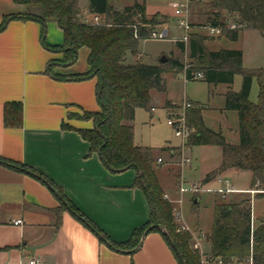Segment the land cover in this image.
I'll return each mask as SVG.
<instances>
[{
	"label": "trees",
	"instance_id": "obj_1",
	"mask_svg": "<svg viewBox=\"0 0 264 264\" xmlns=\"http://www.w3.org/2000/svg\"><path fill=\"white\" fill-rule=\"evenodd\" d=\"M21 9L14 14H6L0 24V32L14 19L35 20L41 25V39L45 48L62 54L59 60L51 59L46 73L59 79L76 80L94 78L96 80V96L99 104L97 110H82V113H68V119L92 120V127H73L63 122V129H75L90 145L89 154L97 153L105 167L112 173L134 170L136 177L133 186L144 193L150 210L149 220L135 229L130 239L115 246L134 249L138 246L145 230L154 223L162 225L170 235L168 238L159 228L151 231L159 232L165 238L179 264H202L199 250L192 245V237L188 232L177 230L173 217V205L164 198V191L157 176V149L151 146L135 144L133 123L135 110L144 108L152 112V91L166 92L167 74H186L187 80L202 79L208 84L220 83L230 85L225 93V110H235L239 118V142L226 141L221 130L207 127L203 121L204 106L192 103L186 109V122L192 133L186 146H219L222 161L218 168L207 173L204 182L213 179L218 173L237 168L252 173L251 188L264 194V68L247 69L243 66V52L239 49L220 48L211 50L206 41L214 39L194 30L185 44L176 41L181 54L187 58L169 57L165 63L155 65L143 62L139 53V42L151 38L166 20L156 13L148 16L145 1H135L132 5L116 8L112 0H89V12L100 16V22L86 21L82 18L80 0H11ZM211 4V16L207 22L195 24L194 29L207 26H221L220 36L232 41L239 38L243 29L257 30L264 36V0H208ZM41 7L42 14L28 11L29 8ZM231 14L238 27L226 26L222 14ZM54 21L63 32L61 44H50L46 40L47 22ZM82 48L88 50V68L84 73L70 76L53 73V61L62 66H69L78 59ZM131 54L135 61L127 62ZM188 61L187 63L185 61ZM186 64L188 68L185 69ZM201 73L202 78L194 74ZM242 76L239 91L231 85L235 75ZM258 80L257 102L250 100L253 78ZM178 105V104H176ZM172 106L167 101L165 107ZM179 107V105L177 106ZM4 121L7 127H19L23 121V106L20 102H9L5 105ZM167 148H160L165 151ZM9 163L11 167L30 171L51 185V180L42 173L32 170L17 162ZM56 188V187H55ZM60 192V190H59ZM264 196V195H263ZM61 205L55 209L58 223L61 213L67 207L72 208L77 216L86 224H90L102 240H109L77 208L63 196ZM251 198H243L236 202L217 201L214 205L213 222L207 240L210 243L212 257L225 261L246 259L252 256L254 264H264V217L252 225ZM110 241V240H109ZM174 242L175 247L171 244ZM112 243V242H111Z\"/></svg>",
	"mask_w": 264,
	"mask_h": 264
},
{
	"label": "crops",
	"instance_id": "obj_2",
	"mask_svg": "<svg viewBox=\"0 0 264 264\" xmlns=\"http://www.w3.org/2000/svg\"><path fill=\"white\" fill-rule=\"evenodd\" d=\"M135 1H145L149 17L156 13L162 15L166 22L161 24L158 30L167 29L168 36L169 16L172 14L175 17L171 7L174 0H112L111 3L116 8H123ZM207 1L193 4V23L207 22L211 16L210 12H207L205 17L200 18L198 8ZM80 7L83 19L89 22L94 15L88 10L89 0L84 8L81 5ZM20 9L11 0H1L0 24L4 15L17 13ZM48 25H52L51 30L54 33L49 43L61 44L63 42L61 28L54 21H49ZM203 30L206 29L199 27L194 29L195 32L211 36L209 33H202ZM217 37L216 39L230 40L225 36ZM178 38L180 37L172 40L180 41ZM216 39L206 41L209 49L210 42ZM82 51L86 59L83 65L77 66V62L69 66L57 64L56 74L70 76L84 73L88 68V50L82 48L80 52ZM61 57V53L45 48L41 39V25L35 20H11L0 32V157L42 173L51 180L54 188L56 187L55 192L36 174L0 161V264H29L32 260H40L41 264H179L163 235L156 231L149 232L142 245L135 251L114 245L127 242L133 231L149 220V206L141 189L133 186L136 177L134 170L110 172L97 153L89 154V143L75 129H63V122H69L75 128L92 127V120L68 119V113L97 110L99 104L94 78L59 79L46 73L49 61ZM140 57L142 59L141 55ZM259 68L264 66L255 69ZM255 79L257 80L256 77ZM224 85L226 88L221 95L225 106V93L230 85ZM167 101H174L164 99L162 102L169 116L165 107ZM9 102L22 103L23 121L19 127L5 125L4 109ZM202 105L204 121L208 106ZM224 106L220 107V113H223ZM155 107L154 104L150 117L153 116ZM136 112L137 109L134 120L130 121L134 129ZM235 132H238V128ZM237 139L235 143L239 142V134ZM135 144L142 145L136 141ZM179 147L171 143L165 146L169 156L168 166L176 164V159L182 154ZM157 156V160L163 159L162 163L157 162V166L163 165L166 162L163 153L157 152ZM221 161L222 151L220 163L208 167L201 181L208 172L218 168ZM227 174H244L249 177V183L247 186L238 187L234 180L226 177ZM217 176L227 178L237 190L229 193L224 198L225 202H236L243 198H251L253 201L255 198L252 195L246 196L254 190L251 188V172L231 168L218 173L206 184L216 182L218 185L214 188L225 187ZM160 185L173 201L179 197L176 178H170L167 187H163L161 183ZM212 194L215 197H222L219 193ZM63 196L110 241L102 240L91 226L68 207L62 211L61 221L58 223L59 216L55 209L65 202ZM191 198L193 200L192 195ZM196 199H199L200 203L202 194L197 195ZM217 201H214L213 211ZM263 208L260 213L262 215ZM258 218L256 215V219L253 220L252 213L253 226L257 224ZM17 219H21L22 223L14 224L13 221Z\"/></svg>",
	"mask_w": 264,
	"mask_h": 264
},
{
	"label": "rangeland",
	"instance_id": "obj_3",
	"mask_svg": "<svg viewBox=\"0 0 264 264\" xmlns=\"http://www.w3.org/2000/svg\"><path fill=\"white\" fill-rule=\"evenodd\" d=\"M207 2L198 8L200 18L205 17L207 12H211V4ZM86 3H88V0H81L80 5L82 8L86 6ZM28 11L42 14V8L40 6L29 8ZM223 14V19L236 23L233 15ZM48 23L49 22H47L45 36L46 40L49 42L54 33L53 30H51L52 25H48ZM168 27L169 34L165 38H148L140 40L138 49L143 62L155 65L160 62L162 56H166L167 58H186V56H183L178 49L176 41L172 40L173 38L182 37L185 34L184 29L178 26L177 19L172 16V14L169 16ZM202 33L208 34L209 32L206 29L203 30ZM214 37V39L218 38L217 36ZM209 47L211 49H219L223 47L242 50L244 58L243 66L247 69H255L264 66V37H262L259 31L253 29H243L240 31L239 38L237 40L232 41L225 38L216 39L215 41L210 42ZM59 59L60 58H54L53 60L56 61ZM85 60L84 51L79 52V56L76 61L77 66L83 65ZM134 60L135 58L131 54H128L127 62L132 63ZM54 61L51 65V69L53 73H56L55 70L57 68V64ZM165 78L167 85L166 92L152 91V104H155L156 106L152 113L153 116L150 117L151 112L146 109L137 108L134 121L135 141L142 145L156 147L158 153H163L166 162L163 165H158L157 167L159 181L163 187L168 186L170 178H176L177 186L184 178L186 181L199 182L206 188H214L218 185V183L212 182L211 184H206V182H204V180L201 181V179L208 167L220 163L221 148L219 146H193L191 149H187L188 146L182 143V138L176 136L174 129L167 123L169 116L163 108L162 102L164 99H171L174 101L172 102V106L167 107L168 112L173 115L178 114L181 110L176 104L181 106L184 100L200 102L201 104L208 106L204 115L206 126L215 130L222 129L226 141L235 143L238 141V132H235L238 128V113L235 110L225 109L223 113H220V107L224 106V98L221 94L225 91L226 86L224 84H219L217 86L209 85L207 82L200 79L186 80L184 73H180L175 76L166 75ZM241 84L242 76L240 74L235 75L234 82L231 86L232 90L239 91L241 89ZM258 90L257 80L253 78L250 93V100L252 102H257ZM81 113L82 112L79 114ZM232 128L234 130H231ZM169 143L174 146H180L179 149L182 150V154H180L176 159V164H172L171 166H168L169 156L167 151L160 150V148L167 146ZM181 156L191 159V161L184 167L180 165ZM226 177L234 180L235 185L238 187L247 186V183H249V177L244 174H227ZM258 193L259 191L254 189L253 193H248L246 195L247 197H251V195L255 197L252 201L253 220L256 219V215L259 217L258 220L264 217V214H260L262 208L264 207V194L260 196ZM201 194L202 199L198 204H194L190 193L184 194V201L182 204L184 222L193 230H200L205 233H209L213 222L214 201H226V199L221 196L215 197L212 192L208 193L206 191H202ZM202 250L205 254L210 253L211 247L207 240L202 242ZM199 252L202 254V251Z\"/></svg>",
	"mask_w": 264,
	"mask_h": 264
},
{
	"label": "built area",
	"instance_id": "obj_4",
	"mask_svg": "<svg viewBox=\"0 0 264 264\" xmlns=\"http://www.w3.org/2000/svg\"><path fill=\"white\" fill-rule=\"evenodd\" d=\"M204 0H174L171 2V7L174 11V15L177 19L178 26L184 29L185 34L178 38L180 41L188 44L189 42V35L194 30L193 21H192V6L195 3L201 2ZM100 16L93 15L90 21L93 22H100ZM226 26L228 28L234 29L238 27L237 23L232 21H226ZM200 28H205L208 30L209 35L211 36H220L222 34L223 28L221 26H213L208 24L207 26H203ZM167 35L164 34L163 30L153 31L151 33V38H165ZM187 58V55H186ZM188 62L187 60L185 61ZM188 64H186V68H188ZM186 78V74L184 73ZM195 78H202L203 75L201 73L194 74ZM179 105V104H178ZM192 106V102L189 100H184V102L179 105L178 114L173 115L169 113V118L167 123L174 129L176 136L182 138V143L186 145L188 138L192 133V129L187 125L186 122V109ZM163 159L158 158L157 162L160 164L162 163ZM191 161L190 158L181 156L180 165L185 166ZM219 182L225 184V187L219 188H209L205 187L203 184H200L196 181H186L184 178L178 185V193L179 197L176 200H172L167 194H164V198L168 199L173 205V217L175 222L177 223V230L181 232H188L192 237V245L195 249L202 251L201 254V262L202 264H254L252 256L246 259H232L225 261L219 257H212L209 254H205L202 250V242L207 240V233L200 231V230H193L184 222V213H183V196L186 193H190L193 196V201H196V196L199 195L202 191H212L215 193H219L222 195L223 198H226L229 193L236 192L237 190L233 186V184L227 179L223 178L222 176H217ZM175 203V204H174ZM14 224L18 225L22 223L21 219H17L13 221ZM29 264H41L40 260H32Z\"/></svg>",
	"mask_w": 264,
	"mask_h": 264
},
{
	"label": "water",
	"instance_id": "obj_5",
	"mask_svg": "<svg viewBox=\"0 0 264 264\" xmlns=\"http://www.w3.org/2000/svg\"><path fill=\"white\" fill-rule=\"evenodd\" d=\"M164 34L167 35V29L164 30ZM167 61H168V58H167L166 56H162L161 59H160V63H165V62H167ZM50 187L56 192V190H55V188H54L53 186L50 185ZM196 202L198 203V202H199V199H196ZM68 208H69L72 212H74V213L76 214V212H75L72 208H70V207H68ZM76 215H78V214H76ZM78 216H79V215H78ZM80 218H82V217H80ZM82 219H83V218H82ZM88 225L91 226L90 224H88ZM153 228H159V229H161V230L164 232V234H165L168 238H170L169 233L167 232V230H166L162 225H160V224H158V223H154V224H152L151 226H149V227L147 228V230L144 231V233H143V235H142V237H141V239H140V242H139L138 246H137L136 248L132 249L133 251L137 250V249L142 245L145 236H146V235L149 233V231H151ZM171 244L175 247V244H174L173 241H171ZM177 253H178V255L180 256V258H181L183 264H185V263H184V260H183V257H182V255H181V253L179 252L178 249H177Z\"/></svg>",
	"mask_w": 264,
	"mask_h": 264
}]
</instances>
